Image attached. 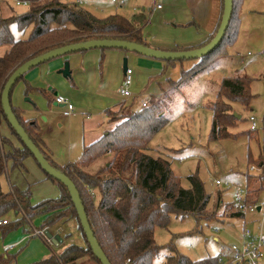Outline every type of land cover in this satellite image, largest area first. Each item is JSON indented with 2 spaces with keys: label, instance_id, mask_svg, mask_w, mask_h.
Masks as SVG:
<instances>
[{
  "label": "trees",
  "instance_id": "16d2710c",
  "mask_svg": "<svg viewBox=\"0 0 264 264\" xmlns=\"http://www.w3.org/2000/svg\"><path fill=\"white\" fill-rule=\"evenodd\" d=\"M83 1L0 0V6L6 5L8 9V14L0 15V95L15 68L53 49L96 39L143 44L140 29L146 22L144 11L129 18L116 13L100 17L87 10ZM23 3L26 5H22ZM235 3L232 0L229 25L218 46L223 42L233 43L236 38L238 24L233 35L228 38L234 14L238 21L236 11L239 1L236 6ZM19 6L22 8L17 10ZM218 26L219 20L215 31L200 47L213 39ZM205 59L206 57L193 68L203 67ZM186 75L187 72L182 73L176 82L185 79ZM219 84L218 101L211 109L213 120L210 135L213 140L227 137L224 126H232L236 121L237 118L232 116L231 104L238 102L248 107L250 99L246 77H224ZM224 98L226 102L223 101ZM150 101L144 108L140 106L136 110L123 109L109 114L110 122L114 123L113 129L106 131L98 141L85 146L76 161L63 166L53 164L39 146L35 123L20 119L12 108L16 120L48 163L74 183L94 239L110 264H153V260L159 255V247L153 238L154 230L166 227L170 216H191L205 221L218 218L214 213L205 214L209 195L205 193L196 174L187 177L189 188L182 189L179 177L172 174L170 161L162 157H151L146 152L152 137L165 125L160 112L163 100L152 98ZM1 120L5 121L21 147L14 148L8 139L0 135V177L5 174V164L8 161L12 169H20L25 158H32L5 120L0 105ZM263 161L264 158H260L256 164L260 165ZM45 177L56 185L59 197L37 205H31L29 190L20 191L11 186L9 192L3 193L0 184V236L17 228L32 232L33 222L40 218L41 222L36 228L38 231H49L57 224L75 220L83 245L71 243L58 253H52L48 258L31 264H72L81 259H90L95 264H100L85 240L65 187L46 174ZM254 180V177L247 175L245 186L250 188L247 202L258 200L263 190L260 182L258 186L256 184V187H250ZM219 193L216 206H219L221 200ZM9 214H14V220L2 224ZM228 217L242 218L239 211H230ZM167 249L172 254L166 255L161 264H216L217 258L192 261L175 253L170 246ZM12 260L13 257L0 254V264H11Z\"/></svg>",
  "mask_w": 264,
  "mask_h": 264
},
{
  "label": "rangeland",
  "instance_id": "374dc122",
  "mask_svg": "<svg viewBox=\"0 0 264 264\" xmlns=\"http://www.w3.org/2000/svg\"><path fill=\"white\" fill-rule=\"evenodd\" d=\"M101 1L99 9H95L98 12L96 15L100 17L116 13L128 18L134 13L144 11L146 22L140 31L149 45L156 46L159 42H167V40L182 43L179 40H183L186 41L185 43L189 41L188 44H183L187 47L194 46L207 36L205 31L209 26L208 20L215 13L218 14L221 2V0H117V3L111 5L109 0ZM238 1V9L236 8L238 21L234 14L231 29L228 31V38H230L238 24L233 43L223 42L208 55L184 61L182 71L177 66L169 69L165 75L171 82H176L181 78L183 71H188L185 79L176 82L174 87L165 84L161 76L149 80V82H157L156 87L161 86L164 91L162 96L164 104L160 112L165 119V125L152 137L148 144L149 150L146 152L151 157H162L170 161L172 174L179 177L182 189L189 188L187 177L196 174L203 184L205 193L209 195L205 214L214 213L218 216L208 221L196 220L191 216H170L166 227H157L154 230L153 238L159 247V255L153 260V264H161L166 255L172 254L167 249L168 246L173 248L175 253L194 261L226 255L227 248L235 242L243 227L254 232L261 224L264 235V208L260 214L247 216L245 220L228 217L230 211L238 210V205L232 200L231 190L217 189L213 182L215 179H223L229 182L238 181L245 186L246 177L250 176L249 168L252 165L256 166V162L264 158V126H262L264 121V0H235V6ZM156 5L159 8L154 11ZM21 8L19 6L16 9ZM2 14H8L6 5L0 6V15ZM122 52L127 51L122 50ZM205 57L203 67L193 68ZM224 77H246L249 83L250 99L248 107L238 102L231 104L232 116L237 114L240 118H237L232 126H224L227 137L213 140L210 135L213 120L211 109L218 101L219 83ZM22 80L13 86L11 104L13 106L18 104L25 109L24 112L22 111L24 118L36 119L39 134L45 147L53 154V160L58 164L76 160L82 152V146L96 140L90 137V133L83 130L84 124L92 122L91 116H88L89 121H86L85 115L82 118L70 115L65 117L62 115L63 107L59 105H57L61 108L59 113L51 114L46 104H43V97H39L38 94L23 95L20 92ZM57 94V91L52 92L49 99L52 97L54 99ZM141 100L138 97L139 106L137 105L135 110L139 109ZM223 101L226 102V99L224 98ZM73 112L74 109L72 114ZM251 116L255 117L257 126L256 130L250 131ZM70 119L74 124L67 126L66 123ZM60 124L63 125L62 128L59 127ZM105 124L109 128L108 131L114 127V123L110 121ZM4 125H6L5 121L1 120L0 134ZM17 143L19 144L18 141ZM39 146L46 152L41 144ZM29 160L33 166L25 164L28 174L31 173V169L34 171L40 169L32 159ZM17 170L10 172L8 167V173L0 177L3 193L9 192V184L19 187L21 184L28 186L26 183L29 184L30 180L17 178L14 174ZM27 176L25 175L24 178ZM41 185L39 183L28 186L33 201H37L39 189L41 194H50L43 190V187L48 186ZM255 185L258 186V182L254 180L250 187L253 188ZM218 193L221 195L220 207L216 206ZM258 203L264 207V189L258 197ZM7 218L4 219L7 221ZM251 218H255L256 221L250 223ZM58 225H60L58 229L62 237L68 235L64 239L65 246L71 243L83 245L75 220ZM52 248L55 249L53 246ZM72 264L95 263L90 259H81Z\"/></svg>",
  "mask_w": 264,
  "mask_h": 264
},
{
  "label": "crops",
  "instance_id": "0c3cea01",
  "mask_svg": "<svg viewBox=\"0 0 264 264\" xmlns=\"http://www.w3.org/2000/svg\"><path fill=\"white\" fill-rule=\"evenodd\" d=\"M83 2L87 10L91 11L93 14H98L95 9H99V6H101L102 4L101 0H84ZM109 2L111 1L109 0ZM115 3H117V0L115 2H111V5ZM221 5L222 0L220 2V10L218 14L215 13V15H213V17L211 16V18H209L208 20L209 26L205 31V33H207V36L203 37V40H200L199 42L194 44V46H183V44L186 42L183 40H179L182 43L176 41L171 42L170 40H167V42H159L156 46L152 45L154 46L152 47L151 45H149V42L144 40L141 32L140 40H142L143 44L147 45L148 47L169 52H173L175 50L188 51L201 48L200 46L215 31L218 25V20H220L223 10V7H221ZM156 10H158V8H156L154 11ZM213 13L214 12H212V14ZM188 43L189 41L185 44ZM66 62H68L70 74L64 79L58 72L62 69L63 64ZM124 62L126 65V70L131 69L132 71L131 83L128 85L131 94L128 97H124L120 93L122 89L121 87H123L122 84L126 73V70L122 69ZM183 62L184 61H174L173 63H167L166 61H162L160 59L152 60V58L143 55L141 56L128 51L124 53L122 52V50L113 48L96 49L89 51L84 50L83 52L81 51V54L79 52L74 54L69 53L67 55L51 59V61L41 63L36 67L28 70L21 78L23 80L20 92H22L23 95L38 94L39 97H43V104H46V108L49 109V112L52 114V112H58L61 109L56 105V103H54V101L52 103L53 97L49 99V95L51 96L52 92L57 91V96L64 97L66 101L73 105L75 113H71V117L76 116L82 118V116L85 115L86 121H89L88 116H91L92 119L90 118V121L92 120V122H89V124H84L83 130H85V132L87 133H90L91 138L96 139L95 141H93L94 143L98 141L100 137L106 134V131H108L109 128H107V125L105 123H107V121H110L109 114H113V112H118L119 110L123 109L126 111L133 110L137 105L139 106L138 97L142 99L141 103L146 101L147 104L151 102L150 100L152 98H154L155 100H162L164 91L162 90L161 86L156 87L157 82H149V80H153V78L161 76L163 77V81L165 84H167L169 87H174V82H171V80L166 77L165 74L168 73L167 71L169 69H173L176 66L182 71ZM185 72L186 71H183L182 73ZM21 79H19L18 81H21ZM18 81L16 83H18ZM11 96L12 93L10 94L9 98L10 104ZM18 97L19 95L16 96L15 101H17ZM11 107L17 112V115L20 119H23L25 121L32 120L35 123L37 129L36 133L38 134L39 139L38 143L39 145L41 144V146L46 150L47 153H45L50 158L53 164L63 166L67 163L76 161L80 157L79 156L74 161H69L64 164H58L55 160H53V154L50 152V150L45 147L44 141L39 134V127L36 124V119H34L33 117L24 118V116L22 115V111L24 112L25 109L18 106V104L17 106H13V104H11ZM36 109H38V107ZM66 124L67 126L73 125L74 122L72 121V119H70ZM62 126V124L59 125L60 128H62ZM2 127L3 128L0 134L1 137L8 139L14 148H20L21 146L17 143L16 137L9 132L10 130L8 129V126L4 125ZM85 146L88 145H84L82 146V148L84 149ZM4 148V150L8 151L7 147ZM29 159L32 158H25L22 163L23 167L18 169L16 171L17 173L15 172L14 174H16L17 178H23V180L26 181L30 180L31 183H26L29 187L32 184L36 185L39 183L44 186H48L43 187V190L46 193H50L49 195L43 193L41 194V190L39 189L37 191L39 195L38 199L37 201H33L31 197V205H37L42 201L55 200L56 198H58V188L50 180L46 179L45 174L41 169H39L40 171H34V169H31V175L28 174V170H26L25 164L33 166L31 162H29ZM32 161L34 162L33 159ZM6 164L5 175L8 173V167L10 172L15 170L11 168L9 161ZM34 164L36 165L35 162ZM38 168L40 167L38 166ZM25 175L28 176L24 178ZM11 186H14L16 188L18 187L17 189H19L20 191L29 190L28 186L26 187L25 184H21L20 187L9 184V189ZM43 195L47 196L43 197ZM13 215L14 214H10L9 216H7L8 222L10 220H14ZM253 219L254 218H251V220ZM40 222L41 218L33 222V226L35 227L32 226V232H26L21 228H17L10 230L4 236H0V254L13 257L11 264H31L46 259L52 253L56 254L60 250H62L65 246L66 240L62 239L61 231L58 229V226L60 225L57 224L55 225V227L49 230V232L53 235L58 233L62 240V243L56 246L55 249H53L51 243L48 244L42 238L33 235L34 231H38V229L36 228L38 227ZM239 234L235 242L239 241Z\"/></svg>",
  "mask_w": 264,
  "mask_h": 264
},
{
  "label": "water",
  "instance_id": "95a60500",
  "mask_svg": "<svg viewBox=\"0 0 264 264\" xmlns=\"http://www.w3.org/2000/svg\"><path fill=\"white\" fill-rule=\"evenodd\" d=\"M222 14L219 20V26L216 30V33L213 36V39L207 44L203 45V47L198 49H192L188 51H163L159 49H153L147 47L145 45H140L134 42H125L120 40H105V39H96L89 40L77 44L66 45L65 47L56 48L51 50L50 52L41 54L36 56L35 58L25 61L20 66L15 68L11 75L7 78L5 85L3 86L2 93L0 95V105L2 109L3 116L14 134L19 138L22 146H24L29 153L31 154L36 165L40 167V169L51 179L57 180L60 182L66 189L69 194L74 210H76L77 219L79 225L82 228V232L85 236V240H87L89 248L91 250L92 255L98 260L100 264H110L106 255H104L103 251L100 249L97 240L94 239L93 233L91 231L90 225L88 224L87 217L85 214V210L81 204L80 196L75 188L74 183L71 179H68L63 175L60 171H58L55 167L48 163L45 159L44 155L38 149L34 143L31 141L30 137L24 131V128L19 124L18 120H16L12 107L10 104V93L12 91V87L15 83L21 79V77L28 70L36 67L37 65L51 61V59L58 58L60 56H64L69 53H77L84 50H96V49H119L125 50L129 52L136 53L138 55H143L152 59H160L162 61H188L189 59H197L201 58L205 55L210 54L213 50H215L219 43L222 41V37L229 25V20L232 14V0H222ZM123 70H126L125 62L123 64ZM62 74L64 78L69 76L70 72L68 69V62L63 64V67L58 72ZM235 118H240V115L233 114ZM259 210V207L257 208ZM43 235L45 238L50 241L53 247L58 246L62 243L61 237L58 233L55 235L51 234L48 230L43 231Z\"/></svg>",
  "mask_w": 264,
  "mask_h": 264
},
{
  "label": "built area",
  "instance_id": "2783aa9c",
  "mask_svg": "<svg viewBox=\"0 0 264 264\" xmlns=\"http://www.w3.org/2000/svg\"><path fill=\"white\" fill-rule=\"evenodd\" d=\"M111 2H115L116 0H110ZM80 3L81 0H78ZM19 5V4H17ZM22 5H26L23 3ZM159 8L156 5L155 9ZM132 71L130 69L126 70L124 81L122 84V89L120 91L121 95L124 97H128L130 95L129 84L131 83ZM56 105L62 106L63 111L62 115L68 117L73 111V105L66 101L62 96H55L53 99ZM147 105V102L144 101L141 104V107ZM250 126L249 129L256 130L257 121L254 116H251L249 119ZM262 126H264V121H262ZM248 173L250 176L254 177L255 181L258 183H262V189H264V161L260 165H252L249 168ZM214 185L217 189H228L232 191V200L238 205L239 213L242 216V220H245L247 216H252L254 214H260L263 211V206L258 203V200L252 202H247L246 199L249 195L250 188L242 185L240 182H229L226 180L215 179ZM248 189V190H247ZM259 207V210L257 209ZM264 216V214H263ZM255 219V218H254ZM251 220L250 223H254L256 220ZM7 221H2V224H5ZM34 236L43 238L46 243L50 244L45 236L43 235V231H34ZM240 239L238 242H234L231 244L227 251L228 253L222 257H218L216 260V264H263L264 263V235L261 230V224L256 231L252 232L247 227H243L240 230Z\"/></svg>",
  "mask_w": 264,
  "mask_h": 264
}]
</instances>
